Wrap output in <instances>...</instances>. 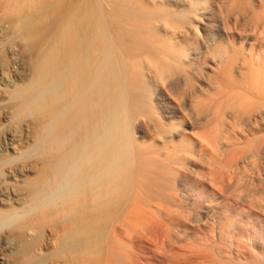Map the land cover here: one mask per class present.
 I'll list each match as a JSON object with an SVG mask.
<instances>
[{
	"label": "bare ground",
	"instance_id": "bare-ground-1",
	"mask_svg": "<svg viewBox=\"0 0 264 264\" xmlns=\"http://www.w3.org/2000/svg\"><path fill=\"white\" fill-rule=\"evenodd\" d=\"M0 264H264V0H0Z\"/></svg>",
	"mask_w": 264,
	"mask_h": 264
}]
</instances>
